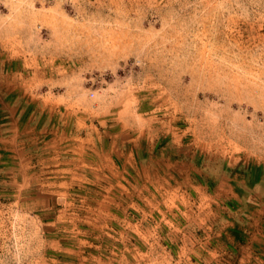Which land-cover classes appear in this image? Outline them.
I'll return each mask as SVG.
<instances>
[{
	"label": "rangeland",
	"instance_id": "374dc122",
	"mask_svg": "<svg viewBox=\"0 0 264 264\" xmlns=\"http://www.w3.org/2000/svg\"><path fill=\"white\" fill-rule=\"evenodd\" d=\"M0 264H264V0H0Z\"/></svg>",
	"mask_w": 264,
	"mask_h": 264
}]
</instances>
